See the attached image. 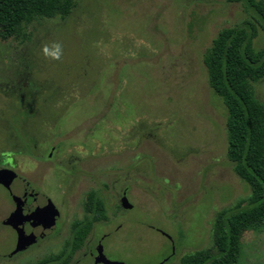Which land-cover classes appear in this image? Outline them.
Instances as JSON below:
<instances>
[{"label":"rangeland","instance_id":"obj_1","mask_svg":"<svg viewBox=\"0 0 264 264\" xmlns=\"http://www.w3.org/2000/svg\"><path fill=\"white\" fill-rule=\"evenodd\" d=\"M244 23L262 49L264 24L237 0H72L68 14L32 18L0 39V156H15L26 143L47 152L63 139L56 138L60 115L65 144L92 134L77 168L94 184L109 182L104 222L94 221L76 252L68 247L69 213L60 234L0 264H37L50 255H65L57 264H91L84 245L108 233L104 264H177L211 250L219 214L250 192L227 158L226 110L203 59L219 31ZM253 87L264 103V78ZM75 148L62 147V155ZM51 168L37 163L34 176ZM124 186L136 193L126 211ZM122 222L167 234L172 256L166 238ZM10 241L9 229L0 228V253ZM235 264H264V225L243 234Z\"/></svg>","mask_w":264,"mask_h":264},{"label":"trees","instance_id":"obj_2","mask_svg":"<svg viewBox=\"0 0 264 264\" xmlns=\"http://www.w3.org/2000/svg\"><path fill=\"white\" fill-rule=\"evenodd\" d=\"M237 1L254 11L264 24L261 1ZM71 2L0 0V39L12 37L21 23L32 18L68 14ZM255 35L250 23L222 29L203 59L210 88L226 110L227 158L250 193L243 202L219 214L211 250L183 257L177 264H235L243 234L264 225V103L256 97L253 87L264 78V47L253 46ZM83 236L74 231L71 240L76 238L79 245ZM64 256L50 255L37 264L65 262Z\"/></svg>","mask_w":264,"mask_h":264},{"label":"flooded vegetation","instance_id":"obj_3","mask_svg":"<svg viewBox=\"0 0 264 264\" xmlns=\"http://www.w3.org/2000/svg\"><path fill=\"white\" fill-rule=\"evenodd\" d=\"M59 119H61L60 115L56 117V120L59 130H62L61 126L64 121L60 123ZM59 130L56 132V138L64 139ZM91 135L86 132L85 143L76 141L77 144H65L62 139L54 146L49 147L47 152H45L47 149L44 151L37 144L33 145V149H35L33 152L31 146L26 143L23 144L22 151L17 155L12 156L7 153L0 156V170H6L13 174L8 185L0 184V228L9 229L12 239L10 245L7 244L8 251L0 253V261L19 257L60 234L69 213H73V218L69 221L70 234H73L74 231L84 234L82 244H79L81 246L96 223L94 222L95 215L98 216V222H104V216L108 211L109 182L103 180L100 184H94L92 176L88 174L89 171H81L76 166L77 154L84 151L81 144H85L87 147L90 146V143L92 146L94 145L92 142L89 143L92 141V138H89ZM62 147L76 148L71 154L62 155ZM46 161L51 163L53 169L51 168L50 173L41 178L35 177L37 163L42 164ZM69 161L71 163H68ZM65 178H70V188L68 182H64ZM128 195L132 197L136 193H127V187L124 186L119 196V203L123 196L130 203ZM129 205L130 208H121L122 211L133 209V205ZM41 207L47 213L35 220L37 209ZM52 210H55L57 215V219L53 223L50 222ZM51 224H53L52 227L48 228ZM21 238L25 242L24 244L20 241ZM97 243L90 248L84 245L87 251L83 253V256L89 258L91 264H94L97 256ZM79 245L75 240H70L68 245L70 255L77 251ZM168 260L166 259V261ZM97 264H104L102 256L101 262Z\"/></svg>","mask_w":264,"mask_h":264},{"label":"water","instance_id":"obj_4","mask_svg":"<svg viewBox=\"0 0 264 264\" xmlns=\"http://www.w3.org/2000/svg\"><path fill=\"white\" fill-rule=\"evenodd\" d=\"M12 176H13V174L11 172L6 171V170H0V184H6V185H8L9 182H11V180H12ZM120 204H121V207L122 208H125V209L130 208L129 203H128L127 199L124 196L121 198V203ZM49 205L51 207V204H49ZM51 209H53V208H51ZM46 213H47V211L45 209H43L42 207L40 209H37V213L35 214V220H38L40 216L45 215ZM50 218H51L50 219V222L51 223H53L57 219V215H56L55 210H52ZM52 225L53 224H51L50 227H48V228H51ZM125 226H137V227H141V228H144V229H148V230H151L153 232H156L159 235H161L162 237L166 238V240L170 244V255H169L168 258H170L172 256V254L174 252L173 242H172L171 238L167 234H165V233H163V232H161V231H159V230H157V229H155L153 227H149L147 225L140 224V223L123 222V223H121L119 225V227H125ZM111 236H112V233L105 234L98 241L97 247H96L97 256L95 258L94 264H97L98 262H101V253H100L101 245L104 242H106ZM20 241L23 244L25 243L22 238H21Z\"/></svg>","mask_w":264,"mask_h":264}]
</instances>
